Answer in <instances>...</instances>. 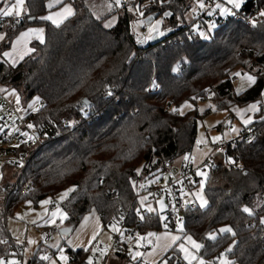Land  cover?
Returning <instances> with one entry per match:
<instances>
[{"label":"trees","instance_id":"16d2710c","mask_svg":"<svg viewBox=\"0 0 264 264\" xmlns=\"http://www.w3.org/2000/svg\"><path fill=\"white\" fill-rule=\"evenodd\" d=\"M46 1L25 0L28 12L0 41L1 53L26 27L44 26V40L31 43L30 55L15 66L0 62V84L14 88L24 102L33 97L43 101L28 112L33 124H58V132L29 149L15 183L0 186V258L13 241L6 217L17 204L67 187L75 186L61 201L71 231L91 209L105 225L121 215L135 223L133 174L141 163L144 171L153 173L164 161L191 152L200 114L196 106L183 114L172 109L185 101L196 104L208 88L209 100L216 109L227 110V117L232 106L256 100L260 110L257 120L227 143L224 161L209 167L207 205L186 207L183 233L201 241L205 258L232 245L227 253L233 263L264 264V0H256L259 14L252 27L228 15L208 30L209 38L189 34L190 24L180 23L192 0H149L144 16L171 13L166 22L172 31L145 45L136 43L127 13L108 28L102 24L108 15L96 17L84 0H72L74 14L54 25L38 18L47 11ZM144 1L133 4L139 8ZM251 2L245 0L243 10H249ZM237 69L255 76L256 83L236 91ZM64 116L77 118L78 125L60 126ZM27 182L32 188L23 194ZM244 207L252 215L242 211ZM161 225L154 211L143 216L140 229ZM220 227H231L235 235L207 238ZM75 253L73 264H88L89 251L79 248ZM31 260L47 264L37 255Z\"/></svg>","mask_w":264,"mask_h":264},{"label":"rangeland","instance_id":"374dc122","mask_svg":"<svg viewBox=\"0 0 264 264\" xmlns=\"http://www.w3.org/2000/svg\"><path fill=\"white\" fill-rule=\"evenodd\" d=\"M84 1L91 8L93 14L96 17L108 15L102 20L103 26L108 28L114 26L118 19L124 15V11H126L127 14L130 15L129 26L132 34L134 35L136 43H141L146 40L147 42L152 41L153 31L158 32L157 36L163 37L166 34L165 32L168 31L169 28L171 29V27L166 22L165 15L154 16L153 14H150L144 18H137L135 16L136 11L139 10L142 5L143 10L145 6L149 5V0L144 1L137 10V6L135 7L133 4V1L135 0H129L130 2L125 5V10V7H122L121 0L119 6H117L115 0ZM14 4L15 0H0V9L7 10L8 8L13 7ZM49 4H52L53 6L48 7ZM220 5L223 8L229 10L227 13L223 14L224 16L239 10L234 9L228 0L221 1ZM65 6L73 8L72 0H61V3H55L54 0H47V12H45V14L56 9H60V11H62ZM200 6L201 4L192 1L190 7L185 11L183 17H180V23L184 21L189 24L192 23L193 13ZM20 11L21 15L19 18L28 12L26 3ZM14 16L15 15L8 17ZM145 28L146 31H144ZM213 28L211 26L208 30H213ZM197 33L201 38L210 37V33L207 30ZM145 37L147 39H145ZM234 73L239 72L234 71L233 74ZM237 78L238 80L233 78V83L235 90L239 91L242 90V87H238L239 80L242 83L245 78L244 75L237 76ZM0 91L3 92L5 97L9 93L17 92L14 90V88H9L8 86L2 84H0ZM262 97L264 99V95ZM32 100L36 101L33 108H37V106H39V101H37V98L24 102L20 95L17 107L13 105L12 106L16 108L18 113L26 114L27 111L31 109L29 104ZM185 102L191 105V107L182 108V105H184ZM185 102H183L177 109H180L183 113H185L192 107L196 106L200 114L197 122V135L195 143L191 152L187 153L186 155L189 157L194 167H199L197 172L205 174L198 175L202 177L203 187H201V181L191 189H188L185 193V200H192L200 208H203L207 205V203L204 206H201L200 197H202L204 201H207L204 189L209 177V167L205 166V169L203 170L200 166H202L206 160L223 162L224 154L222 152H217L215 150V145L220 141L228 143L229 141L238 137L240 135L241 125L237 120H232L227 117V110L216 109L209 99H199L197 100L196 104H193L190 101ZM209 109L210 113L207 114L206 111ZM178 112L180 113V111ZM215 137H220V140L214 142L213 138ZM137 169H140V174L142 172V163L137 167ZM18 172L19 169L14 167L0 166V186H11L14 184L17 179ZM146 181L151 183L154 181V178L149 177L146 179ZM68 188L71 187H67L53 196H44L38 200L24 199L17 204L13 212L7 215L6 226L12 240L16 242L25 240L27 242V246L24 251V259L26 261L30 260L34 255H37L39 260L45 261L47 264H66L64 260L60 258L64 254L65 250L68 248L72 250L81 248L85 251H89L87 258L88 261L89 259H92L93 253L97 252L100 255V261H103L104 264H159L162 262V259L166 254H176L177 256L181 257L186 262V264H189V261L184 258L185 253L179 250L180 244L183 243L188 251L197 257L196 260L191 261V264H199V260H203L204 264H221V253L225 254V259L233 262L226 251L230 245L221 250L219 256H216L218 254L216 253L212 258H205L201 253V248L199 251H196L194 248H192L191 244L185 240L186 236H191L193 240L202 245L201 241L195 236L190 233H183V231L180 230V226H182L184 229L183 222H178L172 228L166 227L164 225L166 217V203L164 196L158 197L156 199L155 205L153 203H144L147 209L151 207L152 211L157 210L162 225L147 228L146 231L142 232L136 239L127 237L125 239L124 248L120 252H109L112 233L115 232L113 229L119 228L117 225L119 218H115L111 220L112 222L110 224L105 225L99 213L95 209L88 211L82 217L78 225L69 234H62L60 229L67 227L65 221L67 214L61 207L62 200L60 199V195ZM46 200L51 202L48 204L41 203L42 201ZM57 209L60 211L58 212ZM53 213H56V215H53ZM60 213H63L64 215L61 216ZM47 226H54L56 231L53 233L52 238L48 243H43L41 229ZM221 228L224 227H220L219 229ZM218 230H215L211 233L215 234L217 237L220 234ZM149 233H154L155 235L149 236ZM172 236H178L180 239L173 242L171 239ZM147 243L152 244L151 249L145 248ZM137 253L139 255L136 256V259H133V255ZM45 256L48 257V259H42V257ZM0 260L5 262L4 257H1ZM10 261L16 262L15 257L10 256L8 262ZM101 262H99V264Z\"/></svg>","mask_w":264,"mask_h":264},{"label":"built area","instance_id":"2783aa9c","mask_svg":"<svg viewBox=\"0 0 264 264\" xmlns=\"http://www.w3.org/2000/svg\"><path fill=\"white\" fill-rule=\"evenodd\" d=\"M202 6H200L193 13V21L190 23L188 33L193 34L202 31H208L212 26L215 27L224 22L225 18L220 9L216 7L223 0H192ZM249 10H243V7L232 14L234 19L242 21V23L248 27H252L256 22V17L259 14V8L256 0H251ZM129 0H121L122 7L128 4ZM143 4V3H142ZM135 16L137 18H144L143 5L136 11ZM19 17H8L0 15V30L7 28L9 31L16 23L20 21ZM183 24H186L184 22ZM146 31V28L144 29ZM208 90V91H206ZM206 95L202 99H209L212 91L208 88L205 89ZM43 101L40 100L39 104ZM87 113V110H84ZM60 126L74 128L78 125L79 120L77 118H70L64 116L58 122ZM33 125L29 128L28 125ZM0 166H10L16 169L24 167L29 160V149L40 145L42 141L58 132V124L55 121L43 122L39 125L33 124L28 117V113L20 114L12 106L11 102L0 91ZM31 137L32 139H29ZM227 149V143L220 141L215 145L217 152L225 154ZM187 157V159H185ZM233 161V159L231 160ZM216 161L206 160L202 166L203 170L205 166L211 167ZM199 168V167H198ZM198 168L194 167L191 160L186 154L180 155L172 160H166L155 172H146L142 169L140 174L135 173L132 176V184L135 191L136 214L137 220L133 224L128 223L127 215H121L119 217L118 231L112 233V240L109 252H120L124 248L125 239L131 237L136 239L142 232L141 226L143 225V216L154 211H148L144 203L156 204V199L160 196L165 197L166 209H165V221L164 225L168 228L174 227L178 222L184 221V211L188 205L193 207L195 203L193 201L185 200V193L192 186L200 183L202 177L197 175ZM152 177L154 181L149 183L147 178ZM143 185V187H141ZM32 188V182H27L22 192L26 194ZM142 198H146L141 202ZM157 212V210H156ZM264 218V214L262 215ZM109 221L107 224H110ZM56 231L54 226H47L41 229L42 242L48 243L53 233ZM262 236L264 238V224L262 227ZM27 242L12 241L9 243L8 254L3 256L5 264H8L10 256L15 257L16 264H36L32 262V258L28 261L24 259V251L26 249ZM136 248V247H134ZM146 249H151L152 244L147 243ZM220 252L216 256H219ZM63 256L67 257L64 260L66 264H73L77 259L75 250L66 249ZM100 255L94 252L91 259V264H99ZM100 264H104L102 261ZM159 264H186V262L175 254H166L162 262Z\"/></svg>","mask_w":264,"mask_h":264},{"label":"snow or ice","instance_id":"6c2138e0","mask_svg":"<svg viewBox=\"0 0 264 264\" xmlns=\"http://www.w3.org/2000/svg\"><path fill=\"white\" fill-rule=\"evenodd\" d=\"M55 3H61V0H54ZM117 6H119L120 4V0H115ZM228 2L230 4H232L233 8L234 9H240L242 4L244 3V0H228ZM25 4V0H15V4L13 5V7H10L8 8L7 10L5 9H0V15L2 16H12V15H15L16 17H19L21 15V9L23 8ZM53 5L52 4H49L48 7H52ZM203 7V5H201ZM216 7L218 9H220L221 13L222 14H225L227 13L229 10L226 9V8H223L220 4H217ZM73 14V10L71 7H68V6H65L62 10V12H58V13H55L53 15H48V16H44V17H40V19H43V20H50L52 21L54 24H57L59 25L60 23V20L65 18L66 16H71ZM171 13H168V12H165L164 15L165 16H168L170 15ZM261 16H264V12H261L260 13ZM159 23V22H158ZM35 32L38 36V38H40L41 42H43V37H42V33H43V29H39V30H33V29H30L28 33H24L22 35H29L30 33H33ZM4 39V36L2 34H0V40H3ZM3 55L5 57H9L10 56V53H3ZM176 69H173V71H175ZM233 75H236V76H240L241 74L240 73H234ZM244 78L247 80L248 84L251 86L252 84H255L256 83V77L253 76V75H250V74H244ZM153 87H158V85L155 84V82H153ZM208 91V90H206ZM262 95H264V93H262ZM39 98H37V101H38ZM195 99V97L193 98ZM183 107H191V105H189L187 102H185L184 105H182V108ZM248 111H257V106L256 104H252V105H249L248 106ZM173 112H177V111H180L181 114H183V112L180 110V109H176V108H173L172 109ZM239 111V110H237ZM264 119V118H262ZM244 123L245 124H249L251 123V118H248V119H245L244 120ZM29 128H32L33 125L29 124L28 125ZM2 130V129H0ZM29 139H32L31 137H29ZM220 140V137H215L213 138V141H218ZM185 159H187V157H185ZM230 163H233V161L229 160ZM140 172V169H137V174H139ZM197 175H205L203 173H200V172H197ZM141 187H143V185H141ZM201 187H203V181L201 182ZM75 191V186L71 187V188H68L65 192H63L61 195H60V199L63 200L65 199L69 193ZM199 195V194H197ZM146 199V198H142L141 202L143 203V200ZM201 199V206H204L207 201H204L202 197H200ZM51 201L49 200H46V201H42L41 203L42 204H48L50 203ZM57 211L59 212L60 210L57 209ZM148 211H152L151 207L148 208ZM242 211H244L245 213H248L249 215H252V211L248 208V207H244L242 209ZM61 216H63L64 214L63 213H60ZM53 215H56V213H53ZM260 223L261 224H264V218H261L260 220ZM114 231H118V229H113ZM180 230L183 231V228L182 226H180ZM220 233H232V235H235V233L233 232V230L231 229V227H224V228H221L218 230ZM149 236H152V235H155L154 233H149L148 234ZM208 239H215L216 236L215 234L213 233H209L208 234ZM172 241L175 242L176 240L180 239L178 236H172L171 237ZM185 240L191 244L192 248H194L196 251H199L200 248L202 247V245L200 243H197L195 240L192 239L191 236H186L185 237ZM31 242V241H30ZM235 243V242H234ZM179 250L181 252H184L185 253V256L184 258L186 260L189 261V264H191V261L192 260H196L197 257L188 251V249L185 247V245L182 243L180 244L179 246ZM227 252H231L232 251V246L230 245L229 248L226 250ZM139 255L138 253L133 255V259H136V256ZM62 260H67V257L66 256H61L60 257ZM42 259H48V257H42ZM220 260H221V264H233L232 261H229L227 259H225V254L224 253H221V257H220ZM0 264H5V262L3 260H0ZM8 264H16L15 261H10L8 262ZM88 264H91V259H89L88 261ZM199 264H204V261L203 260H199Z\"/></svg>","mask_w":264,"mask_h":264},{"label":"crops","instance_id":"0c3cea01","mask_svg":"<svg viewBox=\"0 0 264 264\" xmlns=\"http://www.w3.org/2000/svg\"><path fill=\"white\" fill-rule=\"evenodd\" d=\"M136 7V6H135ZM126 9V7L124 8V10ZM138 8L136 7V10H137ZM72 10H73V14H74V6H73V8H72ZM47 12V11H46ZM58 12H62V11H60V9H56V10H52V11H50V12H48L47 14H45V15H40V16H38V18L40 19V17H44V16H48V15H53V14H55V13H58ZM124 13H127L126 11H124ZM72 14V15H73ZM71 15V16H72ZM129 15V14H128ZM130 16V15H129ZM68 17H70V16H66L65 18H63V19H61L60 20V23H62L66 18H68ZM43 20V19H42ZM46 21H48V22H50V23H52V24H54L52 21H50V20H46ZM59 23V24H60ZM54 25H57V24H54ZM30 29H33V30H39V29H43V33H42V37H43V40H44V36H45V30H44V26L43 25H39V24H36V25H30V26H28V27H26L25 29H23L14 39H13V41H12V43H11V45H10V47L8 48V49H6V50H4L3 52H1L0 53V62H3V63H6V64H9V65H11V66H15V65H17L20 61H22L26 56H28V55H30L32 52H33V48H32V46H31V43L32 42H34V41H38V42H41V40H40V38H38V36H37V34L35 33V32H33V33H30L29 35H27V36H25V35H22V34H24V33H28L29 32V30ZM170 31H172V29H168V31H166L165 33L167 34V33H169ZM7 32V28H2L1 30H0V34H2L3 36L5 35V33ZM157 34H158V32L157 31H153L152 32V38H153V40L152 41H154V40H157V39H159V38H161L160 36H157ZM165 34V35H166ZM145 39H147L146 37H145ZM144 39V40H145ZM1 41V40H0ZM149 42H151V41H149ZM146 43H148L147 42V40L146 41H144V42H141V43H137L138 45H145ZM5 52H7V53H10V56L9 57H5L4 55H3V53H5ZM236 71H238L240 74H241V76H243L244 74H248V73H245V72H241L240 70H236ZM233 77H234V79L236 78L237 80H238V78H237V76H235V75H233ZM249 86V84H248V82H247V80L245 79L242 83L240 82V80H239V85H238V87L240 88V87H242V90H239V91H243L245 88H247ZM15 90V89H14ZM16 91V90H15ZM238 91V92H239ZM264 92V91H263ZM6 97H7V99L11 102V104L13 105V106H15V107H17V103L19 102V93L18 92H14V93H9L8 95H6ZM35 98H37V97H35ZM34 97L32 98V99H35ZM39 101V100H38ZM262 101L264 102V99L262 98ZM35 100L33 101H31L30 102V107H31V109H29L28 111H27V113L28 112H31V111H34V110H36L37 108H38V106H37V108H33V106H34V104H35ZM252 104H256V106H257V111H248L247 109H248V106L249 105H252ZM14 107V108H15ZM16 109V108H15ZM230 110H231V116L229 117V119H232V120H237L239 123H240V125H241V130H240V133H241V131H242V129L244 128V127H246V126H248L249 124H251L253 121H255V120H257V118H256V116H257V113L259 112V110H260V100H256V101H253V102H250V103H248V104H245V105H234V106H232L231 108H230ZM237 110H239V111H237ZM210 113V109H209V111L207 112V114H209ZM21 114H24V113H21ZM206 114V115H207ZM248 118H251V123H249V124H245L244 123V120L245 119H248ZM189 201H192V200H189Z\"/></svg>","mask_w":264,"mask_h":264},{"label":"water","instance_id":"95a60500","mask_svg":"<svg viewBox=\"0 0 264 264\" xmlns=\"http://www.w3.org/2000/svg\"><path fill=\"white\" fill-rule=\"evenodd\" d=\"M29 20H32V18H29ZM84 101V103H86V104H88L89 103V101L87 100V99H84L83 100ZM60 232L62 233V234H69L70 232H71V228L70 227H65V228H62V229H60Z\"/></svg>","mask_w":264,"mask_h":264}]
</instances>
